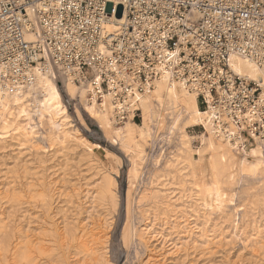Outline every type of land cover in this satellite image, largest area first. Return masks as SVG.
<instances>
[{
  "label": "rangeland",
  "instance_id": "rangeland-1",
  "mask_svg": "<svg viewBox=\"0 0 264 264\" xmlns=\"http://www.w3.org/2000/svg\"><path fill=\"white\" fill-rule=\"evenodd\" d=\"M53 82L59 90L54 103L67 112L73 125L70 131L78 132L88 148L71 140L48 146L44 136L52 132V127L46 119L42 124L37 120L35 104L29 120H20L21 136L0 141V214L8 225L4 234L0 233V264H67V258L74 263L75 238L79 237L80 228L93 226L95 219L103 220L102 253L108 261L103 264L144 263L148 254L159 248L156 242L147 244V238L141 236L147 219L160 209L157 201L147 194L150 182L158 179L161 183L169 179L177 184L182 182L181 174L169 164L176 142L166 144L158 137L154 144L145 145L147 155L136 179L134 161L119 142L107 137L80 101L66 94V81L61 75H56ZM199 106L202 110L206 108L200 101ZM11 109L15 113L16 104H11ZM140 121L137 117L134 122ZM27 131L36 133L38 138L31 140L24 136ZM187 133L195 138L193 147L198 149L203 127H194ZM209 176L212 179L210 171L206 179L211 181ZM223 176L220 207L210 209L209 198L195 197L200 200L194 205L195 200L182 203L178 194L173 196L171 201L178 210L191 213L195 209L197 214L193 217L197 218L192 222L190 237L182 240L175 237L179 249L173 250L161 264H264V167L255 177L239 179L231 170ZM40 188L46 191V197L39 195ZM72 192L78 198L69 204L65 195ZM166 196L167 193L161 195L159 204L168 202ZM254 220L261 230L259 234L247 229ZM64 232L68 233L67 241L58 235ZM24 237L33 240L35 248L43 243L50 250L32 253V263L22 254L13 255ZM65 242L67 246L63 247Z\"/></svg>",
  "mask_w": 264,
  "mask_h": 264
},
{
  "label": "built area",
  "instance_id": "built-area-1",
  "mask_svg": "<svg viewBox=\"0 0 264 264\" xmlns=\"http://www.w3.org/2000/svg\"><path fill=\"white\" fill-rule=\"evenodd\" d=\"M231 54L264 69V0H0V78L21 85L42 65L123 102L166 70L201 90L205 107L210 95L245 135L264 139L261 87L233 73Z\"/></svg>",
  "mask_w": 264,
  "mask_h": 264
},
{
  "label": "bare ground",
  "instance_id": "bare-ground-1",
  "mask_svg": "<svg viewBox=\"0 0 264 264\" xmlns=\"http://www.w3.org/2000/svg\"><path fill=\"white\" fill-rule=\"evenodd\" d=\"M29 15L38 31L39 25L35 19L34 7H30ZM120 20L121 18H116L108 22L107 29L110 32L116 31V23H119ZM25 35L28 41L36 39L32 32H26ZM229 66L235 75L247 81H255L261 87L260 98L263 101L264 69L239 54H231ZM53 70L58 77L61 75L62 79L66 81V94L72 100L78 99L84 111L98 121L105 135L113 141H118L124 152L133 159L134 178L138 179L141 174L139 169L147 155L145 145L154 144L158 137L166 144H171L174 141L177 144L169 164L174 165L181 174L182 182L173 183L171 179L163 180L162 183L160 179L150 182L151 190H147V194L157 201L156 204L160 209L157 213H153L152 220L147 219V223L143 219L145 225L141 229V236L147 238V244L156 242L159 248H153V252L150 248L151 254L149 253L144 263L140 264H161L162 261H166L167 255L172 254L173 250L179 249V243L175 241V237L182 240V238L190 237L193 233L192 222L197 218L193 217V214L196 213L195 209H192L191 213L183 209L178 210L177 205L175 206L171 201L174 195L178 194L182 203L195 200L192 203L194 205L200 199L209 198L210 200L212 198L213 201L210 202L207 199L209 201L207 203L210 209H213L220 207L222 203L221 184H223L225 172L231 170L241 179L255 177L263 170L264 139L256 137L252 131H248V135H245L242 130H246V127L236 125L233 119L228 117V112H221L215 107L210 95L207 96L208 107L202 110L199 106L201 90L174 78L166 70H162L161 75L153 81L149 90L144 93L135 92L134 95H128L123 102L113 101L111 92L104 93L99 99L92 92L93 88L90 84H77L68 73H63L57 68L42 67V65L34 66L30 70L28 82L21 85L16 86L11 80L0 78V141L21 136L20 120L25 122L29 120L32 104H35L37 120L42 124V121L46 119L52 127V132L44 136L48 146L65 143L66 140L76 141L77 144L83 145L84 138L78 132L70 131L73 125L66 115L67 112L61 109L62 107L58 109L57 104L54 103L59 95V90L53 82L56 77ZM13 103L16 104L15 113L11 109ZM123 109L128 112L125 119L119 116ZM136 111L139 112L141 119L139 124L134 122L136 121L134 119ZM80 120L84 124V120L82 118ZM197 126L203 127V133L199 136L201 145L195 149L193 147L195 138L190 137L187 132ZM25 127L28 129V125ZM24 136L31 140L38 138L36 133L28 131L24 133ZM248 146L250 148H247ZM95 147L101 148L100 145H95ZM41 150L46 152L45 148ZM205 158L208 160L207 164H205ZM208 171L212 175V179L210 176L208 177L211 181L206 179ZM168 185L172 188H167ZM74 191L76 190L74 189ZM73 192L72 195L68 193L65 195L69 199V204L73 203V198H78V194L76 195V192L73 194ZM39 193L42 197L47 196L46 191L41 188ZM163 193H167L164 199L169 200L159 204L158 200L161 199ZM195 197H200V199ZM192 198L194 199L192 200ZM2 218L0 214V233L4 234L8 225ZM102 227L103 220L95 219L93 226L80 228L79 237L74 241L76 249V255L72 257L74 263H71L70 258H67V264H103V262H108L104 260L105 257L102 253L103 243L100 235ZM128 228L129 226L126 231ZM247 229L256 234L261 233L255 220L250 223ZM65 234L66 232L58 235L62 240L66 238L65 241H67L68 233ZM62 246L66 247V242L62 243ZM47 250L49 251L50 248L46 244L39 243L35 248L34 241L24 237L18 243L13 255L22 254L26 260L31 262L34 258L31 256L32 253L37 251L44 254L48 253Z\"/></svg>",
  "mask_w": 264,
  "mask_h": 264
}]
</instances>
